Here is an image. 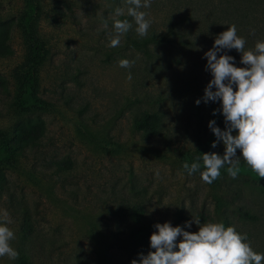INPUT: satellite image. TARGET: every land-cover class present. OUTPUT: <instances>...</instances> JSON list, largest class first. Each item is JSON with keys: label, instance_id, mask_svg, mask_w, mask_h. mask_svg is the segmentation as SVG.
<instances>
[{"label": "rangeland", "instance_id": "obj_1", "mask_svg": "<svg viewBox=\"0 0 264 264\" xmlns=\"http://www.w3.org/2000/svg\"><path fill=\"white\" fill-rule=\"evenodd\" d=\"M206 1L151 0L141 9L151 20L147 36L166 30L175 10H203ZM118 7L124 15L115 16ZM127 7L126 0H0L8 47L0 57V218L8 213L15 235L10 243L19 253L0 264H18L22 257L30 264L139 261L131 240L133 207L154 225L183 226L193 217L201 226H233L264 254V193L238 176L209 185L200 172L189 176L183 169L201 157L204 170L196 143L208 135L207 110L195 101L212 79L204 57L211 48L186 65L169 68L163 61L164 71L146 70L127 33L118 47L109 46L113 22L121 17L133 23L128 33L139 41L147 37L137 35ZM165 53L170 63L174 55ZM36 54L39 64L31 68L25 63ZM122 59L135 63L121 68ZM154 110L165 114L159 136L132 122ZM28 119L43 122L44 138L36 149L14 152L15 140L6 146L3 135ZM185 230L199 228L193 223Z\"/></svg>", "mask_w": 264, "mask_h": 264}, {"label": "clouds", "instance_id": "obj_2", "mask_svg": "<svg viewBox=\"0 0 264 264\" xmlns=\"http://www.w3.org/2000/svg\"><path fill=\"white\" fill-rule=\"evenodd\" d=\"M127 15L135 24L139 37L148 35L151 20L142 8H150L151 0H126ZM124 15L123 8H116L115 16ZM105 29L108 23H103ZM133 28L129 20L115 19V35L110 40V47H118L121 37ZM246 40L237 35L235 25L228 26L214 40L211 49L204 53L207 59L205 71L211 73L212 79L204 89V95L195 101L219 102L220 108L213 110V115L221 113L224 118V129L210 120L208 127L216 137L211 147L223 143L224 153L215 152L202 155L203 171H200L201 157L183 169L189 176L200 172L204 183L211 185L221 175L226 165L227 173L235 179L240 173L241 157L253 172L264 178V41L257 42L254 50L245 51ZM235 49L241 53L240 63L235 66V58L227 54ZM219 53V56H218ZM135 61L122 59L121 68L130 69ZM128 80L132 79L129 72ZM215 89V90H213ZM235 132V135L233 133ZM237 150L241 156H237ZM11 223L5 211L0 218V258L11 260L18 258L19 253L11 246L15 239L14 232L7 226ZM199 228L197 232L186 231L192 224ZM157 231L150 236V248L147 255L139 254V261L133 259L131 264H262L264 254L255 252L248 242L247 233L241 234L233 226L225 227L223 223H207L201 226L199 218L186 221L183 226H172L171 222L156 223ZM178 237L181 239L178 241Z\"/></svg>", "mask_w": 264, "mask_h": 264}, {"label": "trees", "instance_id": "obj_3", "mask_svg": "<svg viewBox=\"0 0 264 264\" xmlns=\"http://www.w3.org/2000/svg\"><path fill=\"white\" fill-rule=\"evenodd\" d=\"M206 2V7L203 10H198V5L191 6V10H184V12L175 10L168 18L166 30L161 31L159 34L152 32L141 41L130 33L126 34L130 45H135L143 55L146 70L151 66H156L158 68L156 72L164 71L162 68L165 65L170 68L173 63L186 65L189 61H194L203 49L212 48L215 38L231 25H235L237 35L246 40L245 51L254 50L257 42L264 41V0H218L216 4L213 0H207ZM124 19V17H121V20ZM3 34L4 31L0 30V57L8 51V47L2 43ZM165 51H172V54L168 56L174 55L169 58L170 63ZM227 54L235 58V66L243 67L240 63L241 53L232 49L228 50ZM39 60L40 56L36 54L27 59L25 64L30 65L31 68H36ZM163 61H166L165 65L162 64ZM19 92L18 90L17 93ZM33 99L36 103L41 102L37 97H33ZM205 108L207 110L205 114L207 122L215 120L216 126L223 130L225 127L223 115L219 112L216 115L212 114L214 109L220 108V103L209 102L205 104ZM132 120L134 127L142 133L159 136L164 125L165 114L162 110L144 111L142 115H136ZM207 129L208 135L205 138L200 139V137H197V148L202 152V155L210 152L223 155V143L219 142L216 148H212L211 144L216 140V137L209 127ZM45 130L42 121L28 119L24 125L15 127L11 133H5L3 137L7 141L6 146L9 147H11V144H8V141L15 140L16 143L12 150L15 152L17 149L22 154L24 150L36 149L41 144ZM233 135H235V132ZM167 147H170L169 144H167ZM239 152L237 150V156H241ZM227 167L226 165L220 170V177L228 174ZM239 167L238 177H241L243 182L247 183L252 189L264 193V178H260L257 173L253 172L242 157ZM249 178L259 180L251 181ZM238 213L242 215L241 209ZM244 215L249 218L248 213H244ZM130 219L133 221V225H136V228L131 230V240L135 252L138 255L140 253L147 255L149 251H154L150 248V236L156 229L153 227L154 224L145 222L143 209L133 207ZM18 264H30V262L26 257H22L19 259Z\"/></svg>", "mask_w": 264, "mask_h": 264}]
</instances>
